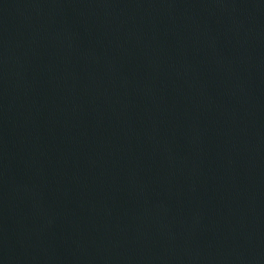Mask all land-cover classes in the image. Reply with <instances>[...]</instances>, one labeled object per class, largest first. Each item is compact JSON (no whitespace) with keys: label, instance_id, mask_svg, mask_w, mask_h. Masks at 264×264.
I'll return each mask as SVG.
<instances>
[{"label":"water","instance_id":"obj_1","mask_svg":"<svg viewBox=\"0 0 264 264\" xmlns=\"http://www.w3.org/2000/svg\"><path fill=\"white\" fill-rule=\"evenodd\" d=\"M0 264H264V0H0Z\"/></svg>","mask_w":264,"mask_h":264}]
</instances>
